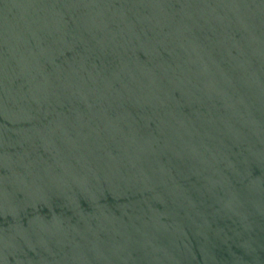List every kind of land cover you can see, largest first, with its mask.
I'll use <instances>...</instances> for the list:
<instances>
[{
    "label": "water",
    "instance_id": "water-1",
    "mask_svg": "<svg viewBox=\"0 0 264 264\" xmlns=\"http://www.w3.org/2000/svg\"><path fill=\"white\" fill-rule=\"evenodd\" d=\"M0 264H264V0H0Z\"/></svg>",
    "mask_w": 264,
    "mask_h": 264
}]
</instances>
